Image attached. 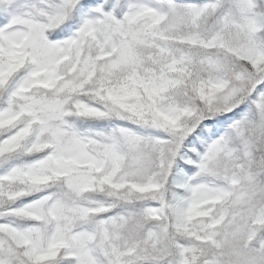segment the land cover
Wrapping results in <instances>:
<instances>
[{
    "label": "snow or ice",
    "instance_id": "snow-or-ice-1",
    "mask_svg": "<svg viewBox=\"0 0 264 264\" xmlns=\"http://www.w3.org/2000/svg\"><path fill=\"white\" fill-rule=\"evenodd\" d=\"M0 264H264V0H0Z\"/></svg>",
    "mask_w": 264,
    "mask_h": 264
}]
</instances>
